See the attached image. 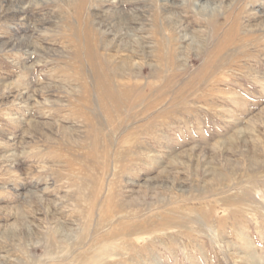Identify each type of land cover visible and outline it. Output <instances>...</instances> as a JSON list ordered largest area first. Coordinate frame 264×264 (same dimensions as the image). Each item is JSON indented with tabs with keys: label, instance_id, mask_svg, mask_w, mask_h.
I'll use <instances>...</instances> for the list:
<instances>
[{
	"label": "rangeland",
	"instance_id": "rangeland-1",
	"mask_svg": "<svg viewBox=\"0 0 264 264\" xmlns=\"http://www.w3.org/2000/svg\"><path fill=\"white\" fill-rule=\"evenodd\" d=\"M0 264H264V0H0Z\"/></svg>",
	"mask_w": 264,
	"mask_h": 264
},
{
	"label": "bare ground",
	"instance_id": "bare-ground-1",
	"mask_svg": "<svg viewBox=\"0 0 264 264\" xmlns=\"http://www.w3.org/2000/svg\"><path fill=\"white\" fill-rule=\"evenodd\" d=\"M95 52L96 51L94 49L93 44L90 43L89 47L85 51V57H86V61L88 62V64H90L92 67V77H93L94 82H95V91L97 92L98 101L100 103L99 107H100L102 113H104V116L107 120L106 122L108 123V125H110L114 128L115 124L113 122V118L111 117V115L113 113L114 114L118 113L119 111L121 112L122 109L127 108V107H129V109L131 110L137 104L136 101H133V102L130 101V95H132V91H134L135 88L134 89L131 88L130 90H125L122 87V85H120V84L116 85V83H114L111 80L110 76L108 74H105L108 72V70H107V72L104 73L101 70V68L98 67L99 60L96 58ZM125 61H126L128 66H132V67L139 66V62H137L130 55L125 58ZM208 65L210 66V64H208ZM207 69L209 70V68H207ZM207 69L205 68L202 71V76L208 75ZM112 74H113V71H112ZM114 76H115V74H114ZM112 78H115V77H112ZM129 87H131V86H129ZM89 102H90V100H89ZM89 105H90V103H89ZM235 140H237V138ZM241 141L246 143V141L244 139H242ZM223 149H224V147H220L219 150L223 151ZM215 157H217V155ZM225 161H226L228 166H231V165L235 166L236 165V162H233L231 159L226 158ZM247 161L249 163V167H251V168L261 166L259 163V159L251 156L250 154L247 155ZM216 176H218V178L219 177L222 178V174H220V175L216 174ZM60 227H59V229H60ZM12 228L14 229L15 227L10 226V228L7 229V231L10 229L9 230L10 233H8V234L13 235L12 234L13 233ZM95 260H96V258H95Z\"/></svg>",
	"mask_w": 264,
	"mask_h": 264
}]
</instances>
